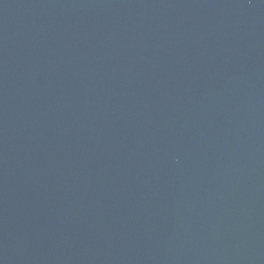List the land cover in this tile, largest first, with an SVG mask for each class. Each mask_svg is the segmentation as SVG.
Masks as SVG:
<instances>
[{
  "label": "water",
  "instance_id": "obj_1",
  "mask_svg": "<svg viewBox=\"0 0 264 264\" xmlns=\"http://www.w3.org/2000/svg\"><path fill=\"white\" fill-rule=\"evenodd\" d=\"M0 264H264V0H0Z\"/></svg>",
  "mask_w": 264,
  "mask_h": 264
}]
</instances>
